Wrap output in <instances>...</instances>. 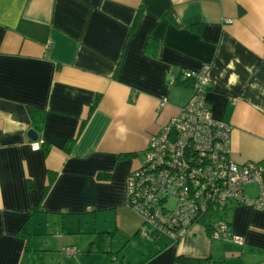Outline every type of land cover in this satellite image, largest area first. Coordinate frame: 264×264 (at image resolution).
<instances>
[{
  "label": "crops",
  "instance_id": "1",
  "mask_svg": "<svg viewBox=\"0 0 264 264\" xmlns=\"http://www.w3.org/2000/svg\"><path fill=\"white\" fill-rule=\"evenodd\" d=\"M204 65L230 157L261 166L243 193L264 199V0H0V264H264V206L228 208V237L205 215L177 241L137 235L127 206L150 135L192 94L181 71Z\"/></svg>",
  "mask_w": 264,
  "mask_h": 264
},
{
  "label": "built area",
  "instance_id": "2",
  "mask_svg": "<svg viewBox=\"0 0 264 264\" xmlns=\"http://www.w3.org/2000/svg\"><path fill=\"white\" fill-rule=\"evenodd\" d=\"M180 77L190 83L191 96L159 132L150 135L141 165L126 181L127 206L141 220L139 236L149 240L167 234L177 241L193 223L232 201L264 206L261 196H244L243 186L259 180L261 166L238 164L230 157L231 127L212 116L206 98L208 66L183 70ZM39 147L37 141L31 145L33 150ZM214 226L213 237L230 235L223 221ZM65 252L72 254L75 248L69 246Z\"/></svg>",
  "mask_w": 264,
  "mask_h": 264
},
{
  "label": "trees",
  "instance_id": "3",
  "mask_svg": "<svg viewBox=\"0 0 264 264\" xmlns=\"http://www.w3.org/2000/svg\"><path fill=\"white\" fill-rule=\"evenodd\" d=\"M137 20H138V14L133 22V28L136 26V23H137ZM182 72V71H181ZM184 83H187V80H183ZM96 100H98V98L95 99V103L93 104V106L90 107L89 109V112H88V116H87V119L88 117L91 115L92 113V110L94 109V106L96 104ZM29 110H30V113H31V116L33 117V124H34V128L37 130L41 127L42 123H43V119H44V110L43 109H39L37 107H29ZM83 120L81 122V125H80V129L79 131L81 132L82 129L84 128V125L86 123V120ZM75 140L76 138H69L65 141V149L66 151H70L71 147L73 146V144L75 143ZM145 151V150H144ZM144 158V157H143ZM143 161V160H142ZM142 163V162H141ZM141 165V164H140ZM139 165V166H140ZM137 169V168H136ZM53 178V175L50 176V180ZM245 196V195H244ZM246 198V197H245ZM249 199H253V198H249ZM245 205L243 203H239L238 201H232V202H229L224 208L222 209H217L216 211L212 212V213H209L207 215H209V217L212 215L216 216L218 218H222L223 220H220V221H223L225 224H227V230L230 231V220H227L226 219V214L228 212V208H231V207H234V206H237V205ZM216 220H214L212 218V220L210 221V223H208L207 225V229L209 230V234L212 236V232L214 230V223H215ZM219 221V222H220ZM143 223V222H142ZM209 226V227H208ZM140 229H141V225L139 226L138 230H137V235H139V232H140ZM157 237V235H156ZM155 237V238H156ZM176 261L178 262H197L198 260H194V259H191V258H188V257H177L176 258Z\"/></svg>",
  "mask_w": 264,
  "mask_h": 264
},
{
  "label": "water",
  "instance_id": "4",
  "mask_svg": "<svg viewBox=\"0 0 264 264\" xmlns=\"http://www.w3.org/2000/svg\"><path fill=\"white\" fill-rule=\"evenodd\" d=\"M27 134L29 136V138L33 141H37L38 139V131L35 129V128H30L28 131H27Z\"/></svg>",
  "mask_w": 264,
  "mask_h": 264
},
{
  "label": "rangeland",
  "instance_id": "5",
  "mask_svg": "<svg viewBox=\"0 0 264 264\" xmlns=\"http://www.w3.org/2000/svg\"><path fill=\"white\" fill-rule=\"evenodd\" d=\"M173 202H174V201H173V199H170V204H171V205L173 204ZM214 217H217V215H216V216H214ZM208 219H210V217H207V216H206V219H205V220H207V221H208ZM139 220H140V219H139ZM209 222H210V221H209Z\"/></svg>",
  "mask_w": 264,
  "mask_h": 264
}]
</instances>
